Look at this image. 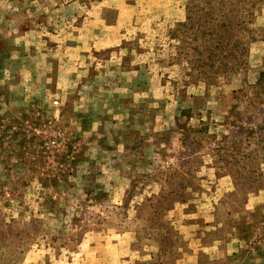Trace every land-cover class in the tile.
I'll return each mask as SVG.
<instances>
[{"label":"rangeland","instance_id":"obj_1","mask_svg":"<svg viewBox=\"0 0 264 264\" xmlns=\"http://www.w3.org/2000/svg\"><path fill=\"white\" fill-rule=\"evenodd\" d=\"M0 264H264V0H0Z\"/></svg>","mask_w":264,"mask_h":264},{"label":"trees","instance_id":"obj_2","mask_svg":"<svg viewBox=\"0 0 264 264\" xmlns=\"http://www.w3.org/2000/svg\"><path fill=\"white\" fill-rule=\"evenodd\" d=\"M237 1H239V0H237ZM188 18H189V16H188ZM238 23H239V21H238ZM186 25V23H180V27L182 28V27H184ZM225 24L222 22V23H220V24H218V27H225L224 26ZM218 31V30H217Z\"/></svg>","mask_w":264,"mask_h":264}]
</instances>
